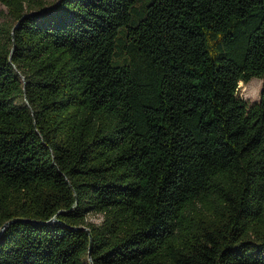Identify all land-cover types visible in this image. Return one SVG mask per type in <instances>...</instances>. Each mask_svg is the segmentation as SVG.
<instances>
[{"label":"trees","instance_id":"1","mask_svg":"<svg viewBox=\"0 0 264 264\" xmlns=\"http://www.w3.org/2000/svg\"><path fill=\"white\" fill-rule=\"evenodd\" d=\"M0 3V264H264V0Z\"/></svg>","mask_w":264,"mask_h":264},{"label":"rangeland","instance_id":"2","mask_svg":"<svg viewBox=\"0 0 264 264\" xmlns=\"http://www.w3.org/2000/svg\"><path fill=\"white\" fill-rule=\"evenodd\" d=\"M46 2H52L56 0H45ZM8 22L12 24L13 21L8 16V10L0 3V23ZM1 39H5L6 37L1 36ZM243 85L238 84V95L243 98L249 105L257 102L260 98V92L264 85V80L260 78H252L248 82H242ZM87 220L92 223H99L101 221L100 215H88Z\"/></svg>","mask_w":264,"mask_h":264},{"label":"water","instance_id":"3","mask_svg":"<svg viewBox=\"0 0 264 264\" xmlns=\"http://www.w3.org/2000/svg\"><path fill=\"white\" fill-rule=\"evenodd\" d=\"M56 219L55 217H53L52 219H50L48 222H43V221H37V220H33V219H29V218H14V219H11V220H8L6 221L5 223H3V225L0 227V236L1 234L4 232V230L11 224L13 223H19V222H28V223H32V224H48V223H53L55 222ZM83 230H85L88 234H89V237H90V246H91V234H90V230L87 228V227H82ZM88 259H89V262L92 264L91 262V258H90V254H88Z\"/></svg>","mask_w":264,"mask_h":264},{"label":"bare ground","instance_id":"4","mask_svg":"<svg viewBox=\"0 0 264 264\" xmlns=\"http://www.w3.org/2000/svg\"><path fill=\"white\" fill-rule=\"evenodd\" d=\"M239 85H243L244 86V84L242 83V81L239 82Z\"/></svg>","mask_w":264,"mask_h":264}]
</instances>
